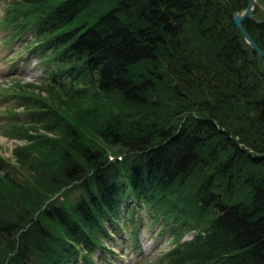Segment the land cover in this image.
<instances>
[{"label":"trees","instance_id":"16d2710c","mask_svg":"<svg viewBox=\"0 0 264 264\" xmlns=\"http://www.w3.org/2000/svg\"><path fill=\"white\" fill-rule=\"evenodd\" d=\"M246 4L4 2L11 37L34 34L28 47L49 52L45 88L59 94L58 104L18 98L34 120L12 124L33 143L19 162L50 190L33 198L8 170L0 264H98L92 253L104 254L131 203L175 234L173 249L143 264H264V67L233 22ZM244 25L264 49V22ZM76 94L95 106L72 114ZM39 122L59 138H39Z\"/></svg>","mask_w":264,"mask_h":264},{"label":"rangeland","instance_id":"374dc122","mask_svg":"<svg viewBox=\"0 0 264 264\" xmlns=\"http://www.w3.org/2000/svg\"><path fill=\"white\" fill-rule=\"evenodd\" d=\"M245 8L246 5L244 9ZM5 11L3 3L1 2L0 190L3 189L4 177L6 173L8 174L9 170V172L14 173L13 176L18 177L22 182V185H29L28 188H31L30 191L33 198H42V196H44L43 194L47 192L46 190H50V188L36 178L38 173L34 170L33 165L28 166V163H26L25 166L21 165L16 153L18 149L32 147V140L16 136V134L12 132V124L24 123L28 125L34 122L32 115L25 112V105L18 100L22 94L42 95L51 102L58 104L56 97L59 92L45 88L48 84V70L46 69H49V66H53L49 62V52L44 55L31 52L28 46L36 45L34 34H27L21 39L13 41L11 37V29L4 21L6 14ZM255 17L264 19V0H257ZM27 84L32 87H29L28 89L26 87ZM75 87L76 88L73 90L80 89L78 85H75ZM72 96L71 91H69V94L66 97ZM76 98L78 99V102L75 103L76 106H78L76 109L71 110L72 114L76 115V111H82L84 108L95 106V103H93L91 99L84 100L82 97L79 98L78 95ZM68 102L69 99L66 98L65 103ZM42 123L39 122V131L36 133L39 138L42 135V138H45L46 136L59 138L60 135L57 133L60 132L59 129L53 132L48 131L44 128ZM92 135L95 134L92 133ZM34 152H32L33 157L39 159L40 153L44 152V150L37 149V151L34 150ZM46 154L47 151L44 153V157ZM34 163H39V161L35 160ZM1 168H5L6 172ZM6 179L10 182L9 177H6ZM10 185H12L11 182ZM131 206L135 210L127 204L125 206L124 211L126 212V215L121 219V228L113 227L109 229V233L113 236V239H107L104 241L106 242L104 245L107 248L103 250L104 254L99 252L100 248L92 253L93 259H96L99 264H143L144 262L158 261L175 247V234L161 221L156 219V217L160 216V213L156 209L151 210L146 207V204L141 206L131 203ZM129 210L134 212V217L130 218L128 216V213L130 212ZM131 233L133 235H131ZM189 237H191L190 233L184 235L185 239Z\"/></svg>","mask_w":264,"mask_h":264},{"label":"water","instance_id":"95a60500","mask_svg":"<svg viewBox=\"0 0 264 264\" xmlns=\"http://www.w3.org/2000/svg\"><path fill=\"white\" fill-rule=\"evenodd\" d=\"M256 4H257V0H248L247 6L243 11L234 12L233 20L237 28L242 33L248 46L251 49H253L255 52H257L260 58L264 59V50L261 47H259L255 39L248 32V30L243 24L245 20L254 18V11H255Z\"/></svg>","mask_w":264,"mask_h":264}]
</instances>
